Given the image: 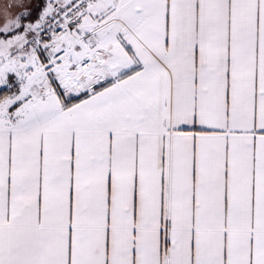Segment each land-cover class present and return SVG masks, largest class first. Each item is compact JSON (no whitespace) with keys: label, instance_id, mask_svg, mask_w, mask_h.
<instances>
[{"label":"snow or ice","instance_id":"obj_1","mask_svg":"<svg viewBox=\"0 0 264 264\" xmlns=\"http://www.w3.org/2000/svg\"><path fill=\"white\" fill-rule=\"evenodd\" d=\"M0 264H264V0H0Z\"/></svg>","mask_w":264,"mask_h":264}]
</instances>
